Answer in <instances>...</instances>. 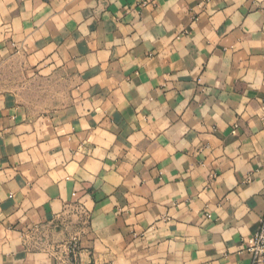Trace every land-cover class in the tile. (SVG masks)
<instances>
[{
  "label": "crops",
  "instance_id": "crops-1",
  "mask_svg": "<svg viewBox=\"0 0 264 264\" xmlns=\"http://www.w3.org/2000/svg\"><path fill=\"white\" fill-rule=\"evenodd\" d=\"M8 58L0 264H252L264 0H0Z\"/></svg>",
  "mask_w": 264,
  "mask_h": 264
},
{
  "label": "rangeland",
  "instance_id": "rangeland-1",
  "mask_svg": "<svg viewBox=\"0 0 264 264\" xmlns=\"http://www.w3.org/2000/svg\"><path fill=\"white\" fill-rule=\"evenodd\" d=\"M2 64L3 65L0 66V93H18L24 94V96L30 95L31 88L30 86L27 87L26 85H30L29 81L31 80L32 74L22 72L20 70L22 67L21 64L24 63L15 59L8 58L6 60V63ZM39 86L42 88L40 92L46 90V86H43L41 84H39Z\"/></svg>",
  "mask_w": 264,
  "mask_h": 264
},
{
  "label": "built area",
  "instance_id": "built-area-1",
  "mask_svg": "<svg viewBox=\"0 0 264 264\" xmlns=\"http://www.w3.org/2000/svg\"><path fill=\"white\" fill-rule=\"evenodd\" d=\"M247 251L252 256V264L264 262V218L260 221L258 231L247 242Z\"/></svg>",
  "mask_w": 264,
  "mask_h": 264
}]
</instances>
